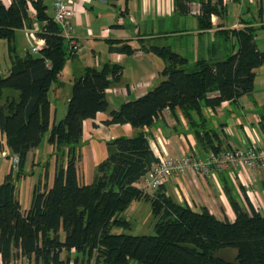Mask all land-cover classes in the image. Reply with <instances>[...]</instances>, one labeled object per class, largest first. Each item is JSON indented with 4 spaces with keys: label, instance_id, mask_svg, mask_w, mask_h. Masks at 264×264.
<instances>
[{
    "label": "trees",
    "instance_id": "1",
    "mask_svg": "<svg viewBox=\"0 0 264 264\" xmlns=\"http://www.w3.org/2000/svg\"><path fill=\"white\" fill-rule=\"evenodd\" d=\"M30 1L36 10L34 21ZM129 0H126V2ZM222 0H202L199 19L202 28L212 27L211 16L221 13ZM43 0H13L9 6L0 1V38L15 52L18 28L38 23V36L45 39L42 49L24 56L14 54L10 72L0 74V94L15 89L19 96H7L0 103V131L13 155L19 156L16 169L0 183V241L3 256L11 246L34 257L39 264H68L64 252L74 250L72 264H234L217 256L225 247L237 250V264H264V214L242 205L233 188L225 189L236 212L235 220L219 219L209 209L197 211L173 201L157 189L150 195L136 183L158 161L149 134L159 114L169 108L181 109L195 127V134L217 152L214 136L207 127L204 107L234 101L251 92L256 69L264 63V51L257 46L255 31L264 27V0L258 16L259 26L227 29L236 35L238 48L222 59H189L170 46L151 45L146 49L166 60L162 80L145 94L124 101L109 110L106 90L119 79L123 67L106 62L101 68L89 66L77 77L71 90L65 116L50 125L49 91L71 56L68 39L58 21L48 15ZM121 51L132 53L129 45ZM100 111H109L106 124L130 123L138 131L117 136L107 142V156L98 164L91 183L81 180L79 162L84 145V121ZM200 127H196V125ZM46 133L53 146L56 165L51 182L48 168L45 180L36 183L31 206L24 211L16 194V181L25 174L29 152L40 145ZM150 201L155 221L153 234L115 233L114 226L129 228L130 221L120 217L132 201ZM134 261H137L136 263Z\"/></svg>",
    "mask_w": 264,
    "mask_h": 264
},
{
    "label": "crops",
    "instance_id": "2",
    "mask_svg": "<svg viewBox=\"0 0 264 264\" xmlns=\"http://www.w3.org/2000/svg\"><path fill=\"white\" fill-rule=\"evenodd\" d=\"M0 1L5 6H9L13 0ZM43 1L47 6L48 15L55 17V0ZM67 1L75 11L71 19L74 26L73 38L82 48L73 51L68 41L71 56L66 60L59 78L53 82L49 91L50 125L65 116L72 84L89 66L101 68L106 62L122 65L120 78L112 81L106 90L109 110L118 108L124 101L145 94L163 78L161 71L166 65V60L148 51L147 47L151 45L170 46L173 50L185 55L190 64L202 58L222 59L212 56L215 55V42L218 38H224L227 42L230 40L228 38L236 36L226 31L227 29L244 28L250 24L259 26L263 22L261 17L259 22L254 14V11L259 13L263 0H222L220 6L222 13L212 14V27L210 28L201 26L199 16L202 0ZM217 1L212 0L213 3ZM231 3H238L241 7L238 20L228 15ZM245 9L249 13L247 19L242 17ZM35 12L30 1L29 13L33 21ZM188 15L196 16L197 23L195 22L191 29H175L179 17H188ZM249 21H251L250 24ZM38 26V23L34 22L33 27L25 25L18 28L13 41L14 48L16 49V42L21 44L24 52H32ZM190 33L197 35L195 39L198 43L195 47L196 51H189L190 53L195 52V57L191 58L189 53H184L183 41L178 45H173L170 41L173 35L182 36ZM200 37L208 38L207 45H203L202 48L199 47ZM124 44L131 46L134 51L132 53L121 51L120 47ZM201 51L207 52L208 57L201 56ZM260 69L264 70V63L256 69L255 86L251 92L234 101H223L215 108H203L208 125L202 130L211 129L218 133V138L212 136L215 139V147L224 149L264 145V84L262 80L259 85L258 72ZM124 87L128 89L127 92L123 91ZM7 89L0 94V103L4 102L7 96H19L18 90ZM108 117L109 111H100L95 118L84 121V145L79 170L81 180L85 183H91L94 180L98 164L107 156L109 140L121 135L131 136L138 131L130 123L106 124L105 120ZM196 127L200 125L197 124ZM144 130L149 134L156 154V149L161 147L166 148L170 155L195 153L205 157L213 151V148L206 144V140L204 142L195 134L193 123L189 122L181 109L172 111L165 108L150 126L144 127ZM5 142V135L0 131V183L12 171L13 154ZM52 151L53 146L47 137L46 140L43 138L38 147L29 152L25 174L16 181V194L24 211L31 206L36 183L45 180L47 168L48 182L52 180L56 165L55 157L51 156ZM142 178L144 176L136 183L139 187L142 184ZM226 185L233 188L239 201L249 212L255 208L256 211L264 214V168L231 165L205 177L188 172L185 175H176L171 178L161 186L160 191L166 193L177 203L188 205L197 211L207 208L219 219L233 221L236 218V212L225 189ZM155 193L148 194L152 196ZM20 248L12 245L10 254L4 257L0 241V264H39L33 256L23 254ZM68 256L71 257L68 264H72L76 256L75 251L62 254L63 259ZM91 264L105 263L93 259Z\"/></svg>",
    "mask_w": 264,
    "mask_h": 264
},
{
    "label": "built area",
    "instance_id": "3",
    "mask_svg": "<svg viewBox=\"0 0 264 264\" xmlns=\"http://www.w3.org/2000/svg\"><path fill=\"white\" fill-rule=\"evenodd\" d=\"M55 19L62 28V34L70 42L71 49L80 50L73 38L74 26L71 22L75 15L74 9L67 0H55ZM45 45V39L38 36L32 46L33 52H39ZM127 92L126 87L123 88ZM158 161L153 164L150 171L142 178L141 187L147 193H153L166 184L176 175H185L193 172L198 176H209L213 172L227 168L231 165H240L249 168H264V145H250L246 148H225L217 152L212 151L205 157L195 153L170 155L165 148H157ZM19 156L13 155L12 168L16 169Z\"/></svg>",
    "mask_w": 264,
    "mask_h": 264
},
{
    "label": "rangeland",
    "instance_id": "4",
    "mask_svg": "<svg viewBox=\"0 0 264 264\" xmlns=\"http://www.w3.org/2000/svg\"><path fill=\"white\" fill-rule=\"evenodd\" d=\"M228 9H229V12H228L229 17H233L234 20H238L240 10H241L240 5L238 3H231ZM254 14L256 16V19H259V22H260V17L258 16L256 11H254ZM242 17L246 19L249 18V13L246 12V9L243 12ZM174 19H176V17ZM240 19L242 20V18ZM195 22L197 23V18L194 15H188V17L180 16L179 21L175 24V27H176L175 29H178V30L191 29V27H193V24L195 25ZM195 36L197 35L194 33H190V34L182 35V36L173 35L170 41L173 43V45H178L179 42L183 41L184 46H185L184 53H189V56L191 58V57H195L194 56L195 52L190 53L189 51L190 50L196 51L195 47L196 45H198V43H196L197 40L195 39ZM228 39L230 40H228L227 42L224 38L217 39V41L215 42V46H216L215 55L212 57L223 58L228 53L237 50L239 43H238L236 36L230 37ZM255 39H256V43L258 47L261 50H264V27L257 28V30L255 31ZM207 43H208L207 37H200V43H199L200 48H202L203 45H207ZM8 45H9V42L7 40L0 38V74L3 76L7 75L10 72L11 67H12V56L15 53L21 56H24L26 54V52H24L21 49L22 46L20 43L18 44L15 42V46H16L15 52L10 51ZM31 53L35 55L38 54L37 52H33V51ZM200 55L208 57L207 52L203 53L201 51ZM262 80L264 84V70L260 69V71L258 72L259 85L261 84ZM7 90H10V89H7ZM11 90H14V89H11ZM48 135L49 133L45 134L44 140H46ZM162 148L164 147H161V149ZM119 216L124 219L129 220L131 226L129 228L123 227V226H114L112 231L115 233H129V234H137V235L155 233L154 226H155L156 218L154 217L152 213L151 204L147 200L140 199L139 201H136V200L132 201L129 207L125 211L121 212ZM216 255L223 257L229 260L230 262H233L234 264H237V261H236L237 250L234 247L222 248L216 252ZM64 256L66 257L65 254ZM134 262L136 263L137 261H134Z\"/></svg>",
    "mask_w": 264,
    "mask_h": 264
}]
</instances>
